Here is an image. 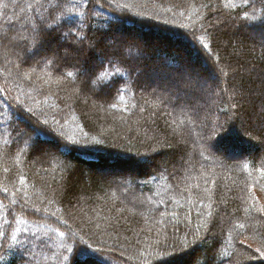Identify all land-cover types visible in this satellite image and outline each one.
I'll list each match as a JSON object with an SVG mask.
<instances>
[{
    "label": "trees",
    "instance_id": "16d2710c",
    "mask_svg": "<svg viewBox=\"0 0 264 264\" xmlns=\"http://www.w3.org/2000/svg\"><path fill=\"white\" fill-rule=\"evenodd\" d=\"M227 2L0 0V264H264V0Z\"/></svg>",
    "mask_w": 264,
    "mask_h": 264
},
{
    "label": "snow or ice",
    "instance_id": "6c2138e0",
    "mask_svg": "<svg viewBox=\"0 0 264 264\" xmlns=\"http://www.w3.org/2000/svg\"><path fill=\"white\" fill-rule=\"evenodd\" d=\"M235 7V4L234 3H232V0H228V2L227 3H225L224 4V7ZM245 19L246 20H255L256 19V16L255 15H252V16H245ZM261 24L262 25H264V16H262V18H261ZM197 39L198 40H200V42L202 43V46L204 47V48H208V45L207 44H204L203 43V41H202V38H199V37H197ZM48 63H51V61H49ZM116 73H120V74H122V70L119 68V67H117L116 68ZM67 77H73V73L72 72H68L67 74ZM111 74L107 71V70H104V71H101V72H99L98 74H96V79L94 80V81H92V83H97V82H99V83H101V84H105V81L108 79V77L110 76ZM105 86H107V84H105ZM114 106V105H113ZM29 111H31V110H29ZM43 123L46 125L47 124V120H45V121H43ZM37 134H39V130H37ZM65 139H68V138H65ZM72 144H76V143H78V141H75V140H71L70 141ZM96 143H99V141H96ZM23 182V181H22ZM5 191H7L6 189H5ZM245 211H247V209H245ZM259 211L261 212V213H264V207H261L260 209H259ZM209 215H211V213H209ZM240 227H243V225H240ZM61 235H63V233H61ZM69 251H71V249H69ZM257 251L259 252L260 251V249H257ZM167 254V253H166ZM261 255L262 256H264V252H261Z\"/></svg>",
    "mask_w": 264,
    "mask_h": 264
},
{
    "label": "rangeland",
    "instance_id": "374dc122",
    "mask_svg": "<svg viewBox=\"0 0 264 264\" xmlns=\"http://www.w3.org/2000/svg\"><path fill=\"white\" fill-rule=\"evenodd\" d=\"M43 48V47H42ZM44 49H46V48H44ZM42 52H46V50H42Z\"/></svg>",
    "mask_w": 264,
    "mask_h": 264
}]
</instances>
